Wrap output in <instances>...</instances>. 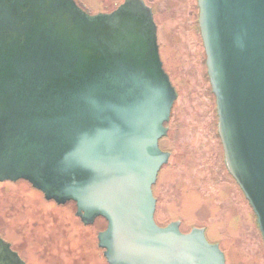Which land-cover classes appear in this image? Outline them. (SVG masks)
I'll use <instances>...</instances> for the list:
<instances>
[{
    "label": "water",
    "instance_id": "1",
    "mask_svg": "<svg viewBox=\"0 0 264 264\" xmlns=\"http://www.w3.org/2000/svg\"><path fill=\"white\" fill-rule=\"evenodd\" d=\"M224 164L264 242V0H197ZM176 88L144 0H0V182L75 204L108 264H225L203 227L155 220ZM0 264H26L0 238Z\"/></svg>",
    "mask_w": 264,
    "mask_h": 264
},
{
    "label": "rangeland",
    "instance_id": "2",
    "mask_svg": "<svg viewBox=\"0 0 264 264\" xmlns=\"http://www.w3.org/2000/svg\"><path fill=\"white\" fill-rule=\"evenodd\" d=\"M79 1L95 13L121 0ZM147 1L154 7L163 66L178 93L160 141L170 157L153 186L155 220L166 225L178 219L181 231L205 228L225 264H264L255 215L224 164L197 0ZM74 213L73 202L45 200L25 180L0 182V232L17 245L27 264H108L96 236L105 220L85 226Z\"/></svg>",
    "mask_w": 264,
    "mask_h": 264
},
{
    "label": "flooded vegetation",
    "instance_id": "3",
    "mask_svg": "<svg viewBox=\"0 0 264 264\" xmlns=\"http://www.w3.org/2000/svg\"><path fill=\"white\" fill-rule=\"evenodd\" d=\"M82 8H84L85 10H87L88 12H90V13H93V12H91V11H89L86 7H85V5L84 4H82L79 0H75ZM123 0H121V1H119V2H116V4H115V6L112 8V9H110V10H100V11H97V12H107V11H111V10H113L114 8H116L121 2H122ZM144 2L151 8V10H152V13H153V18H154V21H155V23H156V25H157V35H158V24H157V22H156V19H155V12H154V7L147 1V0H144ZM97 12H95V13H97ZM168 74H169V72H168ZM170 76V75H169ZM162 140V139H161ZM160 140V141H161ZM159 144H160V142H159ZM160 147H161V144H160ZM161 149L162 150H164V151H167L166 149H163L162 147H161ZM157 182V181H156ZM156 184V183H155ZM243 194V193H242ZM155 196V195H154ZM156 197V200H157V202H156V206H157V204H158V198H157V196H155ZM156 213V212H155ZM79 219V218H78ZM176 220H178V219H176ZM96 221V220H95ZM94 221V222H95ZM81 222V221H80ZM85 226H88V225H85ZM106 226V225H105ZM105 228V227H104ZM103 228V229H104ZM102 229V230H103ZM180 229H181V227H180ZM205 229V228H204ZM190 230V229H189ZM188 230V231H189ZM188 231H182V232H188ZM98 232V231H97ZM0 238H2L5 242H7V243H9L10 244V248L13 250V251H15L19 256H20V258L22 259V260H24V262L27 264V262L25 261V259L22 257V255L20 254V251H19V249H18V247H17V245H15L7 236H6V234L5 233H2V232H0ZM19 239H20V237H19ZM21 240V239H20Z\"/></svg>",
    "mask_w": 264,
    "mask_h": 264
}]
</instances>
